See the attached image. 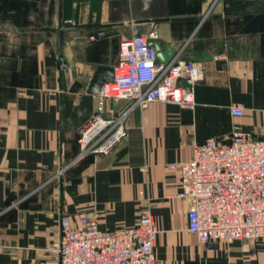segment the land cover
<instances>
[{
	"label": "crops",
	"instance_id": "1",
	"mask_svg": "<svg viewBox=\"0 0 264 264\" xmlns=\"http://www.w3.org/2000/svg\"><path fill=\"white\" fill-rule=\"evenodd\" d=\"M232 0H0V264H49L60 219L94 211L101 229L134 226L149 208L157 264H264V242L202 244L188 231L189 200L170 163L235 124L257 137L264 118V9ZM102 32L103 35L99 36ZM163 41L204 76L194 109L151 102L129 111L110 154L79 157L80 130L97 114L99 66L116 68L121 41ZM95 38H92V37ZM130 105L105 100V117ZM241 105L238 118L231 106Z\"/></svg>",
	"mask_w": 264,
	"mask_h": 264
},
{
	"label": "built area",
	"instance_id": "2",
	"mask_svg": "<svg viewBox=\"0 0 264 264\" xmlns=\"http://www.w3.org/2000/svg\"><path fill=\"white\" fill-rule=\"evenodd\" d=\"M203 76L199 62L177 58L160 62L145 36L121 41L115 79L104 84L97 114L80 130L79 157L110 154L127 137L125 118L134 107L161 101L194 109L195 86ZM109 98L130 105L118 116L105 117ZM231 113L240 118L245 109L233 105ZM261 114L264 118V110ZM168 166L180 171V196L190 203L187 228L202 244L247 241L253 247L264 242V137L246 132L237 123L222 138L196 144L190 159ZM60 229L49 264H157L158 229L149 208L130 228L101 229L96 213L89 211L76 220L63 215Z\"/></svg>",
	"mask_w": 264,
	"mask_h": 264
},
{
	"label": "water",
	"instance_id": "3",
	"mask_svg": "<svg viewBox=\"0 0 264 264\" xmlns=\"http://www.w3.org/2000/svg\"><path fill=\"white\" fill-rule=\"evenodd\" d=\"M264 9V0H232V4L228 7V11H254V10H263ZM148 43L152 45L157 53V58L160 62L168 64L178 57L177 52L167 47V51L163 52V41L160 39H150ZM208 53L201 55L191 56L186 58L187 62H197L200 60L210 59ZM115 79V68H109L105 66H99L89 87V92L92 94H99L102 87L106 83H111ZM184 85H188L187 82H183Z\"/></svg>",
	"mask_w": 264,
	"mask_h": 264
}]
</instances>
